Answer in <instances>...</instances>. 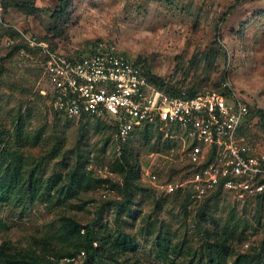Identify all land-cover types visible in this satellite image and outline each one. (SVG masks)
I'll list each match as a JSON object with an SVG mask.
<instances>
[{
  "label": "rangeland",
  "instance_id": "374dc122",
  "mask_svg": "<svg viewBox=\"0 0 264 264\" xmlns=\"http://www.w3.org/2000/svg\"><path fill=\"white\" fill-rule=\"evenodd\" d=\"M26 1L37 8L34 14L11 8L0 22V144L18 166L10 201H0V245L30 254L65 249L60 227L72 216L110 236L97 257L103 264L114 258L195 264L205 241L222 234L230 238L229 264L264 251V195L245 204L229 193L194 202L182 193L164 196L141 177L130 207H119L127 196L123 156L140 174L143 167L153 170L160 182L190 178L181 140L137 130L122 142L109 120L74 122L55 114L41 93L44 58L10 53L6 43L19 41L20 32L64 52L111 43L183 93L216 90L229 80L253 111L246 139L264 150L258 113L264 111V0H70L64 15L56 12L59 0ZM104 168L112 172L107 194L105 178L94 171ZM123 236L131 244L114 251ZM84 258L82 252L75 264Z\"/></svg>",
  "mask_w": 264,
  "mask_h": 264
},
{
  "label": "built area",
  "instance_id": "2783aa9c",
  "mask_svg": "<svg viewBox=\"0 0 264 264\" xmlns=\"http://www.w3.org/2000/svg\"><path fill=\"white\" fill-rule=\"evenodd\" d=\"M6 2L0 0V22L7 13ZM19 41L44 58L47 88L41 93L55 114L74 122L109 120L118 126L117 137L122 142L146 125L181 140L183 160L191 168L189 179L160 182L153 170L142 168L144 181L164 196L182 193L188 200L202 202L221 187L245 204L264 194V150L241 134L250 105L229 80L220 90L174 96L152 82L143 65L114 44L64 52L53 51L48 42L24 32ZM6 43L11 46L14 40ZM27 52L20 50L23 55ZM94 171L105 179L112 176L107 168ZM104 187L107 194L110 185Z\"/></svg>",
  "mask_w": 264,
  "mask_h": 264
},
{
  "label": "trees",
  "instance_id": "16d2710c",
  "mask_svg": "<svg viewBox=\"0 0 264 264\" xmlns=\"http://www.w3.org/2000/svg\"><path fill=\"white\" fill-rule=\"evenodd\" d=\"M60 6L56 10L57 14L64 15L69 9L70 0H59ZM21 8L27 14H34L36 11V7L31 2L26 0H7L5 4L6 12H8L11 8ZM235 7L230 8V12H234ZM20 38V36H19ZM40 39V38H39ZM40 40H45L41 38ZM51 50H56V46H54L50 41L48 42ZM22 48H26L27 51H30L26 45H24L20 41H14V44L9 47V52L14 54H20V50ZM38 53V52H37ZM137 64L139 62L135 61ZM147 76L149 79L154 82L161 89L168 90L174 96H186L193 97L198 92L191 91L190 93H183L180 89L176 87H172L169 84L165 83L163 80L159 79L156 76L150 75L147 71ZM221 88L217 89L220 90ZM252 109L250 107V114L247 119L243 123L241 127V134L245 137L246 129L249 126V123L253 117ZM259 115L264 118V111L259 110ZM103 121V120H101ZM117 130V125H115ZM140 130L146 131H154L157 130V126L155 125H146ZM135 132L132 134V136ZM0 144V201H10V197L12 195V191L16 186V180L12 178V172L14 169H18L16 163L12 162L10 158L7 157V154L4 150H2ZM123 162L126 166V175L124 178L125 189L127 192L126 199L122 202H116L117 205L121 208H128L131 205L132 199L134 197V188L139 184L136 182L137 179H141L140 172L135 170V165L131 164L129 160L125 156H123ZM9 160V161H8ZM35 170H32L34 172ZM11 181L9 182L8 180ZM108 179H104V184L108 183ZM109 184V183H108ZM110 185V184H109ZM59 194H64V189H58ZM223 189L220 187L215 193L211 194L212 197L219 196L223 194ZM264 195V194H263ZM262 195V196H263ZM210 196V197H211ZM210 199V198H209ZM208 200V199H206ZM60 235L62 237V243L66 246L65 249H54V252L48 253H28L24 250L17 249L12 247L7 242L0 245V261L6 264H75L77 257L84 252L85 260L81 262V264H103L101 260L97 257H101L105 254L106 247L109 242L110 236H106L103 234L100 236L96 231V225L88 224L83 225L77 218L72 216L63 217L62 224L60 227ZM123 236V238H119L115 240L112 244L114 251H118L119 248H128L131 244L130 237ZM228 235H219L213 242L205 241V244L201 246V254L197 258V262L195 264H229L230 254H231V246ZM72 249H76L78 252H72ZM79 254V255H78ZM68 259V261H66ZM109 264H124L121 260L113 259ZM106 264V263H105ZM232 264H264V251L257 252L256 254L249 255H238L237 259Z\"/></svg>",
  "mask_w": 264,
  "mask_h": 264
}]
</instances>
